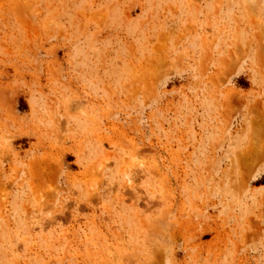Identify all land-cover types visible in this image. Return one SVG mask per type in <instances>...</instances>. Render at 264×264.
Masks as SVG:
<instances>
[{
	"label": "rangeland",
	"instance_id": "obj_1",
	"mask_svg": "<svg viewBox=\"0 0 264 264\" xmlns=\"http://www.w3.org/2000/svg\"><path fill=\"white\" fill-rule=\"evenodd\" d=\"M0 264H264V0H0Z\"/></svg>",
	"mask_w": 264,
	"mask_h": 264
}]
</instances>
